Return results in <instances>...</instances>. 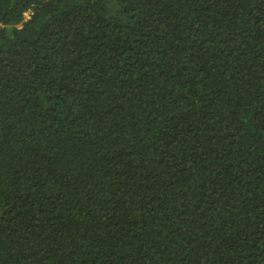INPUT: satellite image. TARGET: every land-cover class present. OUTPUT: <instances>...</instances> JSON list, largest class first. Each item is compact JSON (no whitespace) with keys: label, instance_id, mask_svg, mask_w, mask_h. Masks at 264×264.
I'll return each instance as SVG.
<instances>
[{"label":"trees","instance_id":"obj_1","mask_svg":"<svg viewBox=\"0 0 264 264\" xmlns=\"http://www.w3.org/2000/svg\"><path fill=\"white\" fill-rule=\"evenodd\" d=\"M0 264H264V0H0Z\"/></svg>","mask_w":264,"mask_h":264}]
</instances>
